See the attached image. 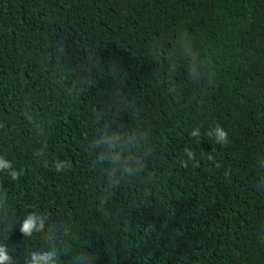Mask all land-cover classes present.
Segmentation results:
<instances>
[{"label":"trees","instance_id":"trees-1","mask_svg":"<svg viewBox=\"0 0 264 264\" xmlns=\"http://www.w3.org/2000/svg\"><path fill=\"white\" fill-rule=\"evenodd\" d=\"M0 161L12 264H264V0H0Z\"/></svg>","mask_w":264,"mask_h":264},{"label":"clouds","instance_id":"clouds-1","mask_svg":"<svg viewBox=\"0 0 264 264\" xmlns=\"http://www.w3.org/2000/svg\"><path fill=\"white\" fill-rule=\"evenodd\" d=\"M216 131V141L218 143L224 144L228 142V133L219 125L215 127ZM193 137L200 136L199 129H195L190 133ZM186 155L189 159L194 158V154L190 149H185ZM211 159V157H209ZM11 167L10 163H4L0 161V168ZM71 165L63 164L62 162H56V169L60 170L62 168H70ZM11 177L13 180L18 178V173L12 170ZM45 218L43 215H36L34 213H29L26 215L21 223L20 231L24 236H31L33 231L36 233L44 232ZM31 259L26 262V264H53L52 257L55 255L53 252H43L36 250L29 253ZM0 264H12V257L8 253L7 249L0 246Z\"/></svg>","mask_w":264,"mask_h":264}]
</instances>
